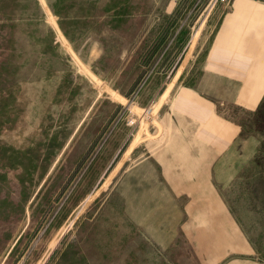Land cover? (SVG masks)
I'll use <instances>...</instances> for the list:
<instances>
[{"label": "rangeland", "instance_id": "1", "mask_svg": "<svg viewBox=\"0 0 264 264\" xmlns=\"http://www.w3.org/2000/svg\"><path fill=\"white\" fill-rule=\"evenodd\" d=\"M218 4L0 0V264H264V103L219 104L241 125L225 153L174 114L186 88L233 98L205 74ZM121 127L107 178L77 187ZM147 158L162 187H122Z\"/></svg>", "mask_w": 264, "mask_h": 264}, {"label": "crops", "instance_id": "2", "mask_svg": "<svg viewBox=\"0 0 264 264\" xmlns=\"http://www.w3.org/2000/svg\"><path fill=\"white\" fill-rule=\"evenodd\" d=\"M218 5L219 23L205 60V74L232 84L233 98L213 84H206L204 90L186 88L174 100V114L193 127V141L200 147L225 153L235 145L241 125L220 111L219 104L234 100L243 108L256 109L264 103V0H230ZM215 97L229 98L218 102ZM127 140L124 128H117L93 161L85 162L77 187H100ZM121 181L122 187H162L161 169L151 158L140 160Z\"/></svg>", "mask_w": 264, "mask_h": 264}, {"label": "built area", "instance_id": "3", "mask_svg": "<svg viewBox=\"0 0 264 264\" xmlns=\"http://www.w3.org/2000/svg\"><path fill=\"white\" fill-rule=\"evenodd\" d=\"M229 1H230V0H216L217 3H219V4H223V5L228 4Z\"/></svg>", "mask_w": 264, "mask_h": 264}]
</instances>
